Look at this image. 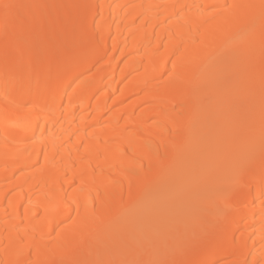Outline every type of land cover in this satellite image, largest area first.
I'll return each mask as SVG.
<instances>
[{
  "label": "bare ground",
  "instance_id": "obj_1",
  "mask_svg": "<svg viewBox=\"0 0 264 264\" xmlns=\"http://www.w3.org/2000/svg\"><path fill=\"white\" fill-rule=\"evenodd\" d=\"M3 2L0 264H264V0Z\"/></svg>",
  "mask_w": 264,
  "mask_h": 264
},
{
  "label": "rangeland",
  "instance_id": "obj_2",
  "mask_svg": "<svg viewBox=\"0 0 264 264\" xmlns=\"http://www.w3.org/2000/svg\"><path fill=\"white\" fill-rule=\"evenodd\" d=\"M203 205L196 204L193 199H189L186 202L178 203L174 208H170L166 204L156 203L152 212L155 215L160 216L161 220L159 224L151 223V226L142 229L139 231V239L134 240L130 247L122 244L121 247H114L112 252L106 253L105 258H98L96 260H92L91 258L85 259L81 264H134L129 261V256L131 253L136 252L141 243L147 242L149 240L152 242H160L162 240H182L185 237V232L182 230L184 224L192 222L191 225L201 224L200 214L203 211ZM197 217L191 218V216ZM147 215L146 212L137 213V218H142ZM175 220L180 221V225L177 226L174 224ZM126 223L123 222L120 224L124 226ZM119 250H122V254ZM170 254V253H169ZM135 261V262H134ZM148 261H143L139 264H146ZM65 263V262H64ZM76 264V262H74Z\"/></svg>",
  "mask_w": 264,
  "mask_h": 264
},
{
  "label": "snow or ice",
  "instance_id": "obj_3",
  "mask_svg": "<svg viewBox=\"0 0 264 264\" xmlns=\"http://www.w3.org/2000/svg\"><path fill=\"white\" fill-rule=\"evenodd\" d=\"M19 7L18 5H14V4H10V3H6L3 2V0H0V12L3 13V16L5 18V20L7 21V18L9 17V15L11 14L12 10ZM31 101L30 100H25L20 106L21 107H29Z\"/></svg>",
  "mask_w": 264,
  "mask_h": 264
}]
</instances>
